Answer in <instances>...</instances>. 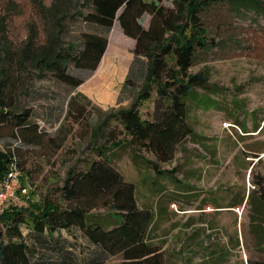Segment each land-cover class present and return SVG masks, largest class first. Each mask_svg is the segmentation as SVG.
Masks as SVG:
<instances>
[{
    "label": "rangeland",
    "instance_id": "rangeland-1",
    "mask_svg": "<svg viewBox=\"0 0 264 264\" xmlns=\"http://www.w3.org/2000/svg\"><path fill=\"white\" fill-rule=\"evenodd\" d=\"M7 1L15 4L10 11ZM159 4L172 6L171 0ZM90 11L89 0H0V40L18 51L31 36L32 54L49 39H54L53 51L67 43L79 50L83 32H105L84 20ZM199 18L214 45L196 51L188 70L205 72L212 87L187 95L186 122L194 136L176 145L170 162L159 164L176 167L175 178L185 186L147 174L129 147L110 143L123 141L116 110L135 101L140 115L150 120L162 106L153 85L147 99L140 97L147 60L133 57V40L113 21L109 41L111 28L106 33L110 44L94 70L64 61L67 72L81 79L75 87L28 61L9 71L4 94L10 113L27 109L42 134L27 145L10 136L12 126L0 125V147H14L20 167L13 196L0 202V211L53 199L67 169L85 167L103 146L122 178L134 182L137 205L155 213L151 242L164 253V264H263L264 201L257 183L264 180V0H221L199 12ZM148 20L147 14L139 18L144 28ZM9 63L0 61V66ZM140 155L152 160L144 151ZM143 179H154L164 191L153 196ZM107 212L91 211L103 217ZM119 261L113 255L105 264Z\"/></svg>",
    "mask_w": 264,
    "mask_h": 264
},
{
    "label": "trees",
    "instance_id": "trees-1",
    "mask_svg": "<svg viewBox=\"0 0 264 264\" xmlns=\"http://www.w3.org/2000/svg\"><path fill=\"white\" fill-rule=\"evenodd\" d=\"M156 1L89 0L91 11L84 15V20L105 32H83L79 50L67 43L53 51L54 39H49L46 47L39 46L32 54L35 43L31 36L18 51H11L6 41L0 40V61L10 62L8 67L0 66V125L12 126L10 136L18 143L35 142L42 132L30 120V112L9 111L4 94L9 71L28 61L75 87L81 79L67 72L64 61H70L75 68L94 70L110 44L106 46V33L111 28L109 41L116 21L122 34L133 40V57L143 56L147 60L140 97L147 99V90L153 85L162 106L154 110L150 120L140 115L135 101L116 110L114 117L121 127L123 141L114 139L110 143L114 147L125 144L133 159L143 162L155 177L176 182L177 168H160L159 164L170 162L176 145L194 136L186 122L185 99L195 89L208 91L212 85L207 83L205 72L190 73L188 68L196 51L214 45L212 39L210 43L206 39L199 12L221 0H171V7ZM5 7L10 11L15 4L7 1ZM142 14L149 15L145 28L139 22ZM14 150L0 147V179L12 169L20 170ZM95 150V159L85 167L67 169L53 199L44 197L26 207L9 206L0 211V264H105L113 255L120 257L116 264H164V253L151 242L152 211L136 205L133 183L124 180L114 168L106 149L98 146ZM142 151L150 154L152 160L144 159ZM257 185L259 198L264 201V180L259 179ZM157 191L160 195L163 189ZM97 208L108 211L107 215L91 213ZM106 219L115 222L109 224L104 222Z\"/></svg>",
    "mask_w": 264,
    "mask_h": 264
},
{
    "label": "built area",
    "instance_id": "built-area-1",
    "mask_svg": "<svg viewBox=\"0 0 264 264\" xmlns=\"http://www.w3.org/2000/svg\"><path fill=\"white\" fill-rule=\"evenodd\" d=\"M15 169H12L5 177L1 179V189L0 191V202L6 198V196H13V189L15 186L14 173Z\"/></svg>",
    "mask_w": 264,
    "mask_h": 264
},
{
    "label": "crops",
    "instance_id": "crops-1",
    "mask_svg": "<svg viewBox=\"0 0 264 264\" xmlns=\"http://www.w3.org/2000/svg\"><path fill=\"white\" fill-rule=\"evenodd\" d=\"M144 165V164H143ZM145 166V165H144ZM145 167H147V166H145ZM146 171H147V174H152V176H154L153 175V173L151 172V170L147 167V169H146ZM155 177V176H154ZM144 178H146V177H144ZM155 178H157V177H155ZM158 179H160V178H158ZM125 180V179H124ZM154 179H150L149 181H147L146 179H143V184H149L150 186H151V188H150V190H151V192H152V195L153 196H157V195H159V194H157L156 193V191H157V189H163V187H158V186H156V183H155V181H153ZM126 181H129V180H126ZM129 182H132V181H129ZM133 183V185H134V193H135V184H134V182H132ZM174 184H176V185H182V186H185V185H183L181 182H179L178 180L176 181V182H173ZM163 191H164V189H163ZM184 191V190H183ZM158 192V191H157ZM134 198H135V196H134ZM135 202H136V200H135ZM136 205H137V202H136ZM138 206V205H137ZM139 207V206H138ZM141 208H146V209H148L149 207H141ZM152 214H153V217H154V215H155V213L154 212H152ZM153 221V220H152ZM152 224V223H151ZM150 229H151V226H150ZM149 233H150V231H149ZM151 235V234H150Z\"/></svg>",
    "mask_w": 264,
    "mask_h": 264
}]
</instances>
